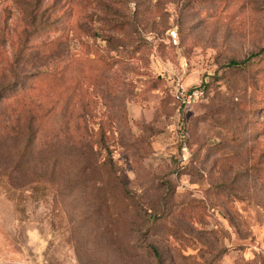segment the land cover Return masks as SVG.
<instances>
[{"label":"rangeland","instance_id":"374dc122","mask_svg":"<svg viewBox=\"0 0 264 264\" xmlns=\"http://www.w3.org/2000/svg\"><path fill=\"white\" fill-rule=\"evenodd\" d=\"M153 247L264 264V0H0L3 264Z\"/></svg>","mask_w":264,"mask_h":264},{"label":"trees","instance_id":"16d2710c","mask_svg":"<svg viewBox=\"0 0 264 264\" xmlns=\"http://www.w3.org/2000/svg\"><path fill=\"white\" fill-rule=\"evenodd\" d=\"M258 53H252L250 56L238 59V58H230L227 62V65L230 67H248L251 65L252 59L256 57ZM154 255L157 258L158 264H163V258L158 250V248L153 247Z\"/></svg>","mask_w":264,"mask_h":264},{"label":"built area","instance_id":"2783aa9c","mask_svg":"<svg viewBox=\"0 0 264 264\" xmlns=\"http://www.w3.org/2000/svg\"><path fill=\"white\" fill-rule=\"evenodd\" d=\"M171 34L173 37H176L177 34L174 30L171 31ZM202 95V91L199 89L193 90V91H185V90H179L176 94V97L178 100L185 104H191L193 101L200 98ZM0 264H3V260L0 258Z\"/></svg>","mask_w":264,"mask_h":264}]
</instances>
